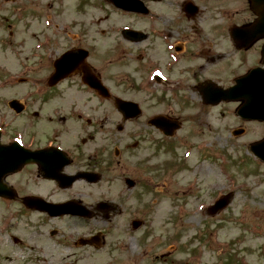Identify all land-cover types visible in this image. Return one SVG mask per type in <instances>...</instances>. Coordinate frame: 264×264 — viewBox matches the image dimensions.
<instances>
[{
    "label": "flooded vegetation",
    "instance_id": "1",
    "mask_svg": "<svg viewBox=\"0 0 264 264\" xmlns=\"http://www.w3.org/2000/svg\"><path fill=\"white\" fill-rule=\"evenodd\" d=\"M85 1L91 4L88 10L100 12L89 13L90 29L103 27L101 32H76L56 13L51 19L57 32L31 35L33 44L22 32L16 45L7 46L0 33L3 58L14 55L26 74L24 84L37 86L36 91L0 93V150L8 154L1 161L21 163L1 178L6 195H0V240L13 241L10 222L19 215L26 223V213L39 214L47 224L77 217L52 216L41 209L45 203L83 205L90 216L77 218L99 214L102 221L90 222L96 228L115 210L150 209L152 214L157 192H165L161 184L175 183V193L183 190L180 181H172L174 172L188 170L180 150L203 146L208 140L202 132L237 133L242 145L252 139L248 136L258 121L238 115L240 103L230 91L242 79L246 83L253 69H264V35L254 37L264 32V0H136L133 11L117 7L116 0ZM258 1L261 23L253 5ZM61 58L73 70L49 86ZM9 83L13 77L0 62V85ZM246 89L240 87V93ZM118 100L131 104L118 105ZM158 174L166 179L156 181ZM118 182L115 192L104 190ZM55 188L79 190L92 204L88 197L55 200ZM95 194L104 197L94 202ZM31 196L40 200L27 205ZM150 218L147 213L140 221ZM50 229L51 236L57 232ZM56 242L76 248V258L97 249L81 236L70 244L60 237ZM127 246L116 245L121 251Z\"/></svg>",
    "mask_w": 264,
    "mask_h": 264
},
{
    "label": "rangeland",
    "instance_id": "2",
    "mask_svg": "<svg viewBox=\"0 0 264 264\" xmlns=\"http://www.w3.org/2000/svg\"><path fill=\"white\" fill-rule=\"evenodd\" d=\"M86 3L83 0H0V33L2 38L8 39L5 43L7 46L16 45L14 39H18L22 32L28 36V43L33 44L31 35L52 32L44 25L43 19L44 16L51 18V14L56 13L65 22L69 21L66 24L71 22L76 32H101L103 27L96 30L94 26L90 29L92 14L89 15L91 11L88 8L91 4ZM91 13L100 16L99 11L93 10ZM82 21L86 22L85 27ZM123 22L126 23V20ZM0 62L6 66L10 76H26L14 55L4 59L0 53ZM0 87L2 94L37 88L36 85L15 83ZM202 135L205 136L204 142L208 140V143L214 136L212 140L218 150L214 151L217 160H209L204 153V160L200 161V152L197 151L186 155L188 170L174 172L172 176V181L181 182L184 191L175 193L174 182L168 186L161 184L159 188L165 192H157L158 204L152 214L150 209L148 212L115 210L108 223L103 222L97 228L90 222L93 223V219L102 221V218H97L99 214L89 220L61 217L54 220L53 224L50 221L47 224V219L42 215L28 213L24 216L25 223L19 215L10 222V228L16 231L13 241L9 242L7 237L0 240V264H264V164L249 153V145H242V135L228 132H221L217 136L202 132ZM251 136L253 140L264 136V124H253L248 137ZM221 138L229 140V146L225 149ZM180 152L183 155L184 148ZM218 156L225 157V161ZM194 165L201 166V170L190 171V166ZM156 178L160 182L166 179L165 175L159 174ZM191 179L193 187L189 185ZM120 183L102 186L104 190L108 188L115 192ZM33 184L39 185L38 182ZM198 185L200 191L197 188L194 190ZM41 187L33 185L34 189ZM73 189L55 188V200L68 197L81 198L83 202L87 200L88 196H79V190ZM229 191L233 194L230 203L224 209L209 214V204ZM96 195L92 196L94 202L104 197ZM105 197L110 198L107 195ZM113 199L117 202L119 198L115 195ZM147 213L148 218L151 217L149 223H141L134 229L132 223L141 220ZM50 227L57 228L52 236ZM80 236L97 247L83 258L73 257L79 252L76 248H64L56 242V238L60 237L70 244ZM134 240L136 246L133 245ZM125 242L128 243V250L117 249L116 245ZM27 247L36 252L31 253Z\"/></svg>",
    "mask_w": 264,
    "mask_h": 264
},
{
    "label": "water",
    "instance_id": "3",
    "mask_svg": "<svg viewBox=\"0 0 264 264\" xmlns=\"http://www.w3.org/2000/svg\"><path fill=\"white\" fill-rule=\"evenodd\" d=\"M120 5L123 7H129L134 5L133 0H121ZM264 74V73H263ZM253 85V94L248 97L244 96L242 98L243 105L241 107V112L247 111L249 116L252 118L264 119V75H263V84H259V88ZM253 152L262 160H264V139L252 144ZM6 165L0 164V176L4 173V171H8L9 169H4ZM13 169V168H10ZM56 213L64 211V209L60 206L54 207ZM76 213V212H75Z\"/></svg>",
    "mask_w": 264,
    "mask_h": 264
}]
</instances>
